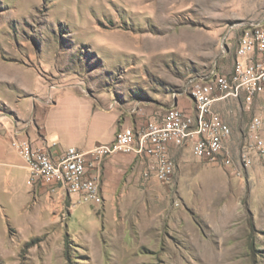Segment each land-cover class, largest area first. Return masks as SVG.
<instances>
[{
  "label": "rangeland",
  "instance_id": "obj_1",
  "mask_svg": "<svg viewBox=\"0 0 264 264\" xmlns=\"http://www.w3.org/2000/svg\"><path fill=\"white\" fill-rule=\"evenodd\" d=\"M263 15L264 0H0V53L35 56L36 96L53 84L82 108L115 103L136 129L174 101L190 108L191 82L231 71L244 26ZM218 111L231 165L185 148L160 183L133 161L101 205L72 194L35 225L1 201L0 264H264V164L240 159L253 112Z\"/></svg>",
  "mask_w": 264,
  "mask_h": 264
},
{
  "label": "built area",
  "instance_id": "obj_2",
  "mask_svg": "<svg viewBox=\"0 0 264 264\" xmlns=\"http://www.w3.org/2000/svg\"><path fill=\"white\" fill-rule=\"evenodd\" d=\"M187 97L188 109L175 101L142 128L121 127L110 144L89 151L70 148L58 157L24 137L23 131L7 130L1 121L0 127L7 130L10 146L23 159L30 185H40L50 195L75 194L80 203L91 205L103 203L102 164L118 154L132 156L144 167L143 177L160 183L170 182L175 173L174 149L191 148L199 161L231 165L227 143L232 129L218 111V105L229 101L253 112L241 132V162L248 167L253 154L264 164V15L244 26L231 71L220 74L214 66L208 75L191 82Z\"/></svg>",
  "mask_w": 264,
  "mask_h": 264
},
{
  "label": "crops",
  "instance_id": "obj_3",
  "mask_svg": "<svg viewBox=\"0 0 264 264\" xmlns=\"http://www.w3.org/2000/svg\"><path fill=\"white\" fill-rule=\"evenodd\" d=\"M34 62L33 54L24 56L18 47L0 53V115L5 116L0 121L7 130L23 131L24 137L58 157L70 148L89 151L110 144L121 127L129 126L121 121L128 122L130 114L115 103L91 107L88 103L92 101H84L87 105L82 108L74 92H59L53 84L46 87L44 97L36 96L42 75ZM43 84L47 85V80L43 79ZM6 129L0 127V203L5 201L11 208L21 203L19 212L34 218L28 225L41 224L45 214L52 215L66 197L50 195L40 185H30L25 163L10 146ZM184 150L172 152L181 161ZM133 161L130 155L118 154L103 162V195H112L111 185L120 181Z\"/></svg>",
  "mask_w": 264,
  "mask_h": 264
},
{
  "label": "bare ground",
  "instance_id": "obj_4",
  "mask_svg": "<svg viewBox=\"0 0 264 264\" xmlns=\"http://www.w3.org/2000/svg\"><path fill=\"white\" fill-rule=\"evenodd\" d=\"M142 2H145V0H141ZM135 2V1H134Z\"/></svg>",
  "mask_w": 264,
  "mask_h": 264
}]
</instances>
